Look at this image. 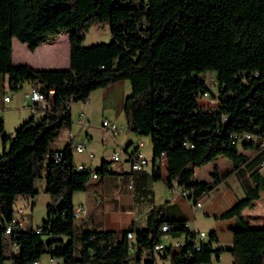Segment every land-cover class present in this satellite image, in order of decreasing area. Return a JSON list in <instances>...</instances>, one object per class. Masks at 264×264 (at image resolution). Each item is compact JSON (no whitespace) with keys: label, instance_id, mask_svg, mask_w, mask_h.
I'll list each match as a JSON object with an SVG mask.
<instances>
[{"label":"trees","instance_id":"obj_1","mask_svg":"<svg viewBox=\"0 0 264 264\" xmlns=\"http://www.w3.org/2000/svg\"><path fill=\"white\" fill-rule=\"evenodd\" d=\"M90 19L109 24V41L83 42ZM61 33L69 35L68 67L14 63L15 38L34 50ZM208 71L215 72V90L207 82ZM0 73L10 76L14 89L36 79L55 89L51 108L20 124L14 136L5 132L0 114V264H27L44 254L61 258L62 264H120L117 246L134 228H84L75 225L74 214V192L86 188L93 172L113 173L111 161L80 170L72 141L53 147L72 125L71 102L120 79L131 84L124 105L127 128L152 137L151 181L162 176L164 153L167 187L181 185L196 203L231 172L221 173L215 165L210 179L196 180L197 167L218 156L240 172L252 166L255 186L220 214L236 218L235 230L252 227L243 210L264 191V0H0ZM206 90L217 96L215 108L202 107ZM235 132H249L254 139L237 144ZM39 179L51 196L43 223L9 231L17 197L34 196ZM165 233L186 237L177 250L165 245L155 250ZM134 237L135 250L122 257L125 264H155L168 250L170 264H211L213 252L223 250L212 248L214 230L198 239L170 200L151 207L146 226ZM12 242L19 245L16 250ZM229 250L234 264H254L241 246ZM258 256V264H264V239Z\"/></svg>","mask_w":264,"mask_h":264},{"label":"crops","instance_id":"obj_2","mask_svg":"<svg viewBox=\"0 0 264 264\" xmlns=\"http://www.w3.org/2000/svg\"><path fill=\"white\" fill-rule=\"evenodd\" d=\"M61 45L65 52L69 51L68 33H61L56 38L41 43L34 50L29 49L26 43L15 38L13 40V61L14 63H28L35 68H65L69 65V58L67 59V54L60 49ZM130 87L128 79H120L108 87L94 89L86 100L73 101L70 104L72 125L63 130L57 140L62 141V146H64L69 141H72L74 145L87 138L88 148H92L95 155L90 157L88 150L74 151V163L76 165L86 163L92 168H97L104 159H107L111 161L110 168L114 171L104 176H91L85 189L74 192V207L83 208L81 216L75 218V222L84 228L98 227L118 231L133 227L135 234L137 228L146 226L148 212L154 204L170 200V204H173L187 218L190 228L195 231L203 230L208 234L215 231L216 240L213 241L212 248L223 250L213 252L211 264H234V257L229 249L235 244L251 253L254 264H258L260 261L258 251L264 239V191L260 193L253 207L243 210V214L247 216L252 226L250 229L235 230L236 218L234 216H220L237 200L243 198L250 187L255 186V179L251 174L253 167L244 165L243 171L240 172L236 168L233 169L231 162L229 175L200 198L201 205L198 208L194 206L193 198L183 193L181 185L175 184L172 188L167 187L168 173L165 164L162 167L161 178L151 181L153 148L148 154L144 151L147 144L152 146L151 134L145 135L130 131L126 124L124 105ZM30 90V80L23 81L19 88L14 89L10 84V76L7 73H0V114L4 118L5 132L10 136H14L16 128L24 121L33 115L38 117L44 111L41 107L35 109L26 102ZM5 94L10 95V101L4 100ZM81 115L84 120L81 119ZM104 119H110L116 124L118 132L115 134L104 132L102 128ZM138 142H142L141 151L148 159V166L133 171L127 155ZM62 146L55 148H62ZM2 148L4 149V141L0 133V151ZM115 151L121 157L119 161L112 160V154ZM245 152L254 155L251 149H246ZM213 167L205 177H202V174L198 176L196 168L195 179H210ZM261 173L264 174V167ZM131 180H133L132 185H130ZM158 186L160 197H157ZM43 187L44 183L41 184L42 189ZM148 188L153 189L152 195L147 193ZM150 196L152 200L149 199ZM16 203L18 204L16 208L22 207L21 214L25 215L27 206L32 208L35 199L32 195H19ZM202 217L206 221L205 229L202 228ZM44 219L45 217L35 223L32 218L26 216L24 217V228L37 227L43 223ZM59 237L68 239V236ZM185 237L184 234L173 236L171 233H165L161 240L166 247L170 246L173 250L174 245L183 243ZM134 240L135 237L129 238L126 234L123 235L116 249V256L122 259L120 264H125L126 260L122 258L125 254L134 252ZM170 257L171 251L168 250L162 256L157 257L155 264H170ZM41 259L44 264H62L61 258H56L57 262L53 263L49 254L42 255Z\"/></svg>","mask_w":264,"mask_h":264},{"label":"built area","instance_id":"obj_3","mask_svg":"<svg viewBox=\"0 0 264 264\" xmlns=\"http://www.w3.org/2000/svg\"><path fill=\"white\" fill-rule=\"evenodd\" d=\"M208 84L209 81L207 80ZM209 87L212 90H215L217 87V82L216 78L212 79V84H209ZM55 94V89L52 87H46L45 83L42 81L36 79L31 81V90L28 92L27 97H26V102L30 104L33 108L36 109V107H41L44 111L47 109L51 108L53 97ZM11 97L8 94L4 95V100L5 101H10ZM200 102L202 107L206 109L210 108H215L218 98L216 95H213L210 91L206 90L202 93L200 97ZM83 115V114H82ZM81 115V116H82ZM81 119L84 120L83 116ZM86 121V120H85ZM86 124H88V121H86ZM102 128L103 131L106 133H117L118 132V126L111 122L110 119H104L102 121ZM254 139V135H252L249 132H235L233 134V142L237 144H241L246 140H252ZM141 146L142 142L135 143L132 150L129 151L127 155V160L130 164V167L132 170H139V169H144L148 166V159L145 157L143 152L141 151ZM74 151L82 152L85 150H88V154L90 157H93L95 155V151L92 148H88V140L87 138L83 139L80 142H77L76 144L73 145ZM120 155L118 152H114L112 154V160L113 161H119L120 160ZM161 162L162 164H166V156L164 153H162L161 157ZM261 166H264V162L261 163ZM90 166L87 165L86 163H79L77 164V168L80 170L88 169ZM92 176H97L96 172L92 173ZM133 184V180L130 181V185ZM183 193L186 194V191L183 190ZM201 202L197 201L194 206L196 208L200 207ZM21 212H23L22 207H15L14 214L12 215L11 219L7 222L6 225H14V229L19 228V227H24V217L21 216ZM83 212V208L77 207L74 210L75 218L80 217L81 213ZM39 227L38 229H40ZM163 229L166 230L167 226H163ZM197 232V238L198 239H206L208 237V233L201 230V231H196ZM6 234H11V233H6ZM127 236L129 238L134 237L133 232H128ZM17 242H12L11 247L12 249L16 250L18 248ZM164 247L163 242H159L155 245V250H160ZM196 248H199V244H197ZM42 257V256H41ZM41 257L36 258L27 264H44ZM53 263L57 262L56 257H52L50 259ZM6 264H9L8 262ZM199 264H204L203 262Z\"/></svg>","mask_w":264,"mask_h":264},{"label":"rangeland","instance_id":"obj_4","mask_svg":"<svg viewBox=\"0 0 264 264\" xmlns=\"http://www.w3.org/2000/svg\"><path fill=\"white\" fill-rule=\"evenodd\" d=\"M141 2V0H138ZM87 26L85 25L83 27V33L85 34V38L83 42L85 44H92V43H98V42H106L111 39L110 35V29L109 24L106 21H99L96 19H90L87 22ZM61 50L64 51L65 54H67V59L69 58V51L65 52L64 48L61 45ZM67 65V64H66ZM207 80L209 81V84H212V79L215 78V72L214 71H208L206 73ZM9 123H12L9 121ZM59 139V138H58ZM62 141L56 140L53 144V147H61ZM63 147V146H62ZM152 146L147 144L145 146V153H150L152 151ZM3 150V148H2ZM1 150V151H2ZM0 151V152H1ZM229 164H231V161L224 157V156H218L214 160L210 161L207 164H204L200 167H197V175L200 176L202 174V177H205L207 172L212 169L213 166L217 165L221 173L227 172L230 169ZM44 183V180L39 179L37 181V188L38 192L34 195L35 204L32 206H27L25 215L24 213L21 214L22 216L30 217L34 220L35 223H38L42 220L43 217H46V203L50 200V194L46 191H44L41 188V184ZM160 187H157V197H160ZM165 202V201H164ZM16 205H18L16 203ZM204 217H202V228L205 229L206 227V221L203 220ZM76 226H79L77 222H75ZM179 249L178 245H174V250ZM120 263H122V259L120 260Z\"/></svg>","mask_w":264,"mask_h":264},{"label":"bare ground","instance_id":"obj_5","mask_svg":"<svg viewBox=\"0 0 264 264\" xmlns=\"http://www.w3.org/2000/svg\"><path fill=\"white\" fill-rule=\"evenodd\" d=\"M7 227H8V230L9 231L12 230V229H14V225H8Z\"/></svg>","mask_w":264,"mask_h":264}]
</instances>
